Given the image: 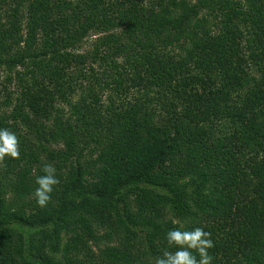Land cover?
I'll return each instance as SVG.
<instances>
[{
    "label": "trees",
    "instance_id": "1",
    "mask_svg": "<svg viewBox=\"0 0 264 264\" xmlns=\"http://www.w3.org/2000/svg\"><path fill=\"white\" fill-rule=\"evenodd\" d=\"M0 128V264H264V0H0Z\"/></svg>",
    "mask_w": 264,
    "mask_h": 264
},
{
    "label": "clouds",
    "instance_id": "2",
    "mask_svg": "<svg viewBox=\"0 0 264 264\" xmlns=\"http://www.w3.org/2000/svg\"><path fill=\"white\" fill-rule=\"evenodd\" d=\"M20 141L17 135L7 128H0V165L5 157L18 159L20 157ZM43 175L36 177L37 187L33 196L38 206L46 207L51 200V193L54 186L59 183L56 177V169L52 164H45L42 168ZM166 241L169 246H176L175 251L165 250L155 260V264H211L213 257L208 250L214 247L211 233L202 227H195L191 230L180 228L170 229L166 233ZM199 259L197 258V255Z\"/></svg>",
    "mask_w": 264,
    "mask_h": 264
}]
</instances>
